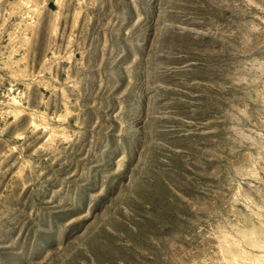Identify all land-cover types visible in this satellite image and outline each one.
Wrapping results in <instances>:
<instances>
[{
  "label": "rangeland",
  "instance_id": "obj_1",
  "mask_svg": "<svg viewBox=\"0 0 264 264\" xmlns=\"http://www.w3.org/2000/svg\"><path fill=\"white\" fill-rule=\"evenodd\" d=\"M0 264H264V0H0Z\"/></svg>",
  "mask_w": 264,
  "mask_h": 264
}]
</instances>
